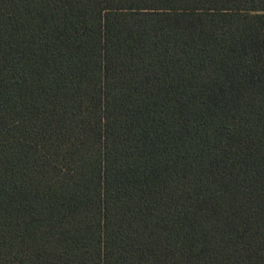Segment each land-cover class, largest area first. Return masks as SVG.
<instances>
[{"label": "trees", "instance_id": "trees-1", "mask_svg": "<svg viewBox=\"0 0 264 264\" xmlns=\"http://www.w3.org/2000/svg\"><path fill=\"white\" fill-rule=\"evenodd\" d=\"M0 264H264V0H0Z\"/></svg>", "mask_w": 264, "mask_h": 264}]
</instances>
